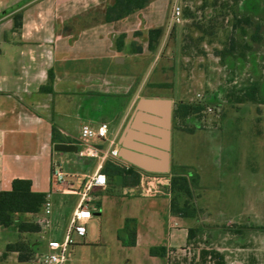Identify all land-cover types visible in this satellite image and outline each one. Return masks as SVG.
<instances>
[{"label": "crops", "instance_id": "1", "mask_svg": "<svg viewBox=\"0 0 264 264\" xmlns=\"http://www.w3.org/2000/svg\"><path fill=\"white\" fill-rule=\"evenodd\" d=\"M172 1L151 0L142 10L106 22V9L114 0H0V193L10 191L16 179L31 181L34 192L50 195L53 226L57 198L52 187L53 163L76 170H63L66 175L85 178L96 173L102 162L101 156L79 154L82 127L106 123L109 139L118 141L140 99H170L174 104L176 91L169 97L148 94L151 89H164L154 73L162 52L168 55L165 40L174 22ZM20 14L21 27L17 28L15 16ZM154 29H162L163 34L150 50L149 33ZM50 84L53 92L41 90ZM54 126L65 142H53ZM174 132L172 125L171 148ZM198 132L211 136L218 130L193 129L187 133ZM57 144L75 145L78 151L59 152L55 150ZM92 145L103 152L110 149L108 141L93 140ZM180 167H190L199 175L191 165H174L170 149L169 173ZM92 195L97 205L95 215L101 217L99 238L95 240L92 230L87 229L86 237L74 245L82 246L74 252L91 248L90 264H172L170 252L185 247L190 229L200 225L203 207L195 200V193L192 204L198 214L194 218L174 216L171 196L166 193L144 196L137 188L116 185L94 190ZM184 200L180 199L181 204ZM204 206L207 221L264 228L244 213L226 220ZM40 216L42 213H18L12 227L0 225V264H42L37 256L21 260L19 252L7 250L21 236L31 234L32 238L43 235L37 254L47 252L48 241L59 235L56 229L21 233L16 228V223L37 222ZM129 219L136 225L135 246H125L120 239L130 241L123 232ZM36 244L34 241L32 246ZM153 248H164L167 253L153 256Z\"/></svg>", "mask_w": 264, "mask_h": 264}, {"label": "rangeland", "instance_id": "2", "mask_svg": "<svg viewBox=\"0 0 264 264\" xmlns=\"http://www.w3.org/2000/svg\"><path fill=\"white\" fill-rule=\"evenodd\" d=\"M172 2L173 8L176 5L181 8V14L170 23L165 40L168 55L162 52L154 73L155 80L163 83L164 89H151L148 94L169 97L176 91L175 106L190 103L204 107L203 112L190 115L184 121H172L176 131L172 162L191 165L199 173L201 187L195 190V200L203 207L200 225L190 235L189 243L171 256L172 264H264L263 228L207 221L204 206L226 220L244 213L257 225L264 226V42L246 51L244 57L239 53L234 57L219 56L231 38L252 45V29L245 26L247 36L240 28L235 29V15L247 14L255 20L263 18L264 0ZM253 82L260 83L262 103H238V93ZM198 94L203 97L201 101ZM191 129L218 132L211 136L204 132L187 133ZM63 170L76 172L68 165H63ZM83 179L67 175V182L57 192L56 221L52 226L59 234L56 239L63 238L67 219L80 199L77 194L64 191L69 186L79 191ZM115 186L113 179L108 180V187ZM96 213L93 212V220L87 226L95 240L99 238L101 226V217ZM38 221L30 222L39 227V232L46 233L47 229ZM34 241L37 244L33 247ZM43 242V235L21 236L18 243L23 247L22 257L34 260L38 245ZM79 247L82 246L76 245L70 250L66 264H90L91 248L74 252Z\"/></svg>", "mask_w": 264, "mask_h": 264}, {"label": "trees", "instance_id": "3", "mask_svg": "<svg viewBox=\"0 0 264 264\" xmlns=\"http://www.w3.org/2000/svg\"><path fill=\"white\" fill-rule=\"evenodd\" d=\"M151 0H114V3L106 9L105 18L106 22H114L125 18L139 10L148 6ZM22 15L15 16V25L17 28L21 27ZM236 23L234 28H240L244 36H247V29H252L251 42L241 43L235 38H231L229 43L224 46L219 56L234 57L239 53L241 57L245 56V52L252 51L254 46H260L264 42V17L255 20L252 16L243 14L241 16L235 15ZM246 26V27H245ZM149 49L154 50L155 44L159 42V38L163 34L162 29H154L150 31ZM122 41V40H121ZM119 40V42L121 43ZM50 81H53V75H50ZM42 91L53 92L52 85H48L41 89ZM237 102H252L260 104L262 99L260 97V83L253 82L249 87L240 91L237 95ZM200 104L179 103L174 110L173 120L179 119L184 121L190 115H194L203 110ZM187 132H193V129ZM53 142H65L59 135V130L56 126L53 127ZM179 173L171 171V213L177 217L194 218L198 214V210L193 206L195 190L200 188L199 175L190 167H180ZM139 169L131 167L126 170L121 165L107 160L104 163L102 172L110 179L115 181L116 185L134 188L139 185L140 176ZM47 195L37 193L32 190V182L29 180L16 179L13 181L12 189L0 193V225L9 228L14 225V215L18 213H33L38 214L42 212L43 204L45 203ZM184 198L181 204L180 199ZM16 228L21 233H36L39 232V227L32 222H18ZM264 229V228H263ZM195 229H190L189 237ZM130 241H126L122 236L125 246L136 245V225L134 220H127L123 229ZM8 251L19 252L21 260H27L22 257L23 247L20 243H14L7 246ZM153 256H165L167 251L164 248L151 249Z\"/></svg>", "mask_w": 264, "mask_h": 264}, {"label": "built area", "instance_id": "4", "mask_svg": "<svg viewBox=\"0 0 264 264\" xmlns=\"http://www.w3.org/2000/svg\"><path fill=\"white\" fill-rule=\"evenodd\" d=\"M181 14V8L176 5L173 8V18L177 19ZM199 101L202 100V95L198 94ZM207 111L212 112L211 108H206ZM203 112V111H202ZM207 113V112H206ZM109 125L102 123L96 128L90 125H84L81 129L82 149L79 154L83 157L98 158L102 157V162L98 171L91 176L83 179L81 189L75 191L72 186H69L64 193L77 194L80 199L72 211L68 225L64 232L62 239H51L47 244V252L44 255H37V259L41 260L42 264H66L68 261V254L72 247L76 244L77 239H82L87 235V225L93 219V212L97 210L93 198V191L97 189L105 190L108 187V178L102 172L104 163L111 160L126 170H129L132 165L123 161L119 155V145L117 139H109ZM93 140L102 142L108 141L110 149L103 152L100 148L92 145ZM140 182L137 188L138 192L144 196L155 197L161 194H168L171 196V176L168 174L149 173L142 170L138 171ZM67 175L63 168L58 163H53L52 167V187L53 193L60 191L62 186L67 182ZM53 204L50 195L47 196L42 207V219L38 221L40 226L44 229H51ZM172 255L174 251L170 252Z\"/></svg>", "mask_w": 264, "mask_h": 264}, {"label": "water", "instance_id": "5", "mask_svg": "<svg viewBox=\"0 0 264 264\" xmlns=\"http://www.w3.org/2000/svg\"><path fill=\"white\" fill-rule=\"evenodd\" d=\"M176 107L170 99H140L132 121L118 140L121 159L146 172L169 173L172 120ZM55 150L77 152L78 147L57 144Z\"/></svg>", "mask_w": 264, "mask_h": 264}]
</instances>
